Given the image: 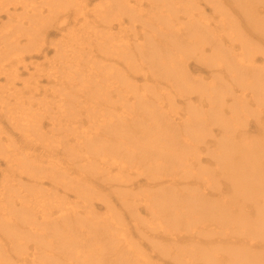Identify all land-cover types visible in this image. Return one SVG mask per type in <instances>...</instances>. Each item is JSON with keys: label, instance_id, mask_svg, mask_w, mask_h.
<instances>
[{"label": "bare ground", "instance_id": "6f19581e", "mask_svg": "<svg viewBox=\"0 0 264 264\" xmlns=\"http://www.w3.org/2000/svg\"><path fill=\"white\" fill-rule=\"evenodd\" d=\"M263 13L264 0H0L16 18L0 27V264H264ZM80 21L95 30L47 39ZM198 27L231 42L207 47Z\"/></svg>", "mask_w": 264, "mask_h": 264}, {"label": "rangeland", "instance_id": "374dc122", "mask_svg": "<svg viewBox=\"0 0 264 264\" xmlns=\"http://www.w3.org/2000/svg\"><path fill=\"white\" fill-rule=\"evenodd\" d=\"M11 0H6V2H10ZM10 12H11V14H19L20 12H21V9L18 7L16 10H14L13 8H11L10 7ZM206 14L208 15V14H211V10L209 9V8H207L206 9ZM264 14V13H263ZM14 19H16V18H14ZM14 19H12V20H8V18L6 17V15H4V14H1L0 15V27H3V26H7V25H9V24H15L16 25V21L14 22ZM138 22H140V20L138 21ZM123 25H124V28L123 29H125V32L127 33V32H131V31H134V32H139L138 30V27L140 26V24L139 23H133V25L131 26V24H129L128 22H127V20H124V23H123ZM196 26H198V25H196ZM75 27H78V28H75ZM263 27H264V24H263ZM102 27H100V28H97V30H100ZM199 29V31H201V39H203L206 43H207V47H209V44H212V43H216L217 45H218V47H219V51H225L226 50V48H225V46H228L229 44H230V42H231V38L229 37V36H225V34H224V32L223 31H220L219 29L218 30H215V33H212V31H209L207 28H204V27H198ZM71 29V32L74 30V29H79V33L81 32V30H83V29H88V31L89 32H91L93 29L95 30V27H85V26H83V23L80 21V22H78L77 23V25H74V27L72 28L70 25H68V26H66L65 28L63 27L61 30H57L56 32H53V33H51L50 35L48 34V37H47V39L48 40H59V39H61L62 41H63V39H62V34L63 35H66V33H67V31H69ZM203 31H208V33H206V34H203ZM110 32H111V34H115L116 36L117 35H120V36H122V35H124L125 34V32H122V33H120V34H118L117 33V29L116 28H113L112 30H110ZM215 34H217L216 36H215ZM236 35H238V31H236V32H234V37H236ZM222 38V39H221ZM218 39H221L220 41H218ZM176 42L177 43H181L178 39L176 40ZM183 43V42H182ZM179 45H177V47H178ZM256 46H259L258 44H256ZM50 47L52 48V46H47V51H46V59H48V60H51V59H53V58H56V56H57V54H54V51H53V49H50ZM225 48V49H224ZM84 50H85V48H84ZM206 54L208 55V54H210V50H207L206 51ZM44 61V57H43V54L42 53H40L39 55H32V57H27V58H25V60H24V63L26 64V66H27V69H23V68H21L20 70H21V74H19V80H17L16 81V83H15V85L17 86V87H20L21 86V84H22V82H23V80L24 79H26L27 77H28V72H30V71H32V68H33V65H35V64H37V63H40V62H43ZM189 63H190V65H189V69H190V71H191V74H192V76L194 77V78H203V79H206L207 78V75H208V71L207 70H205V69H203V68H201L198 64H197V62L194 60V59H189ZM262 63H263V60H257V62H256V65L257 66H260V65H262ZM198 67V68H197ZM66 78V77H65ZM38 82H39V84L41 85H44V84H46L47 83V81L46 80H44V79H38L37 80ZM140 83H142V81L141 80H138L137 81V84H140ZM75 84L76 85H73V86H69V88H72V91L73 90H75V92H76V94L79 92L78 91V80L76 79L75 80ZM49 85H51V83H49ZM0 88H1V90H4V87L6 88V83H5V80H4V78H3V76H1L0 77ZM45 86H48V85H45ZM52 86V85H51ZM133 85L131 84V87H132ZM67 87H68V84H67V78H66V80H64L63 79V84H62V87H61V89H60V91L58 92V95L59 94H63L64 93V91H68L69 92V94L68 95H66V98H68V99H71L72 98V93H71V91L69 90V88H68V90H67ZM35 93V100L32 102V104L30 105V107H32L33 108V106L35 107V102H36V100L37 99H39L40 97H41V94L40 95H38V93H39V91L37 90V91H35L34 92ZM29 94H27L26 96H28ZM175 101H176V106L178 107V108H183L184 106H185V104L183 103V102H181L180 101V97L179 96H176L175 97ZM57 101L56 100H54V99H52V98H50L49 99V104L51 105V107L52 108H55L56 107V105H57V103H56ZM227 103H229V102H227ZM62 108H64V106H61ZM251 119V118H250ZM256 119H254V120H250V122L252 123L253 121H255ZM6 120L5 119H3L2 117H0V125H2L3 127L6 125V122H5ZM45 121H47V120H45ZM46 123V122H45ZM252 129L254 128V126H252L251 127ZM252 132H254V130H251ZM0 174H1V172H2V170L3 169H5V163L2 161L1 163H0ZM44 182V187H47L48 185H49V182L48 181H46V180H44L43 181ZM95 207H97V210L99 211V212H101V213H103V211H104V206L100 203V202H95ZM97 211V212H98ZM140 217L142 218L143 217V214H141L140 215ZM103 231H104V229H103ZM100 232V231H99ZM99 232H98V230H96L92 235H90V236H88L89 238H95V237H98V234H99ZM98 233V234H97ZM233 237H235L236 236V233H234L233 232V230L231 229L230 230V232H229ZM101 235H103V234H99V236H101ZM95 236V237H94ZM134 238L133 239H136L137 238V236H135V234H134V236H133ZM32 243V241H29V243H27V244H31ZM234 241H233V238L232 239H230V241H227V244L225 245V246H227V247H230V248H232V247H235V245H234ZM141 249H144V251H148L147 253H150V251L146 248V246L145 245H143L142 246V248ZM257 253V252H256ZM229 255L232 257L233 256V254L232 253H229ZM223 258L224 259H227V254H225V256H223Z\"/></svg>", "mask_w": 264, "mask_h": 264}]
</instances>
